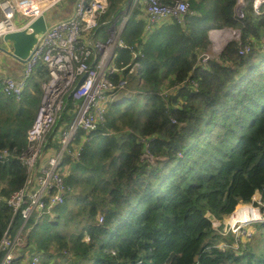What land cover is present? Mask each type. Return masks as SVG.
Masks as SVG:
<instances>
[{"label": "trees", "instance_id": "obj_1", "mask_svg": "<svg viewBox=\"0 0 264 264\" xmlns=\"http://www.w3.org/2000/svg\"><path fill=\"white\" fill-rule=\"evenodd\" d=\"M187 1L183 24L170 20L148 33L132 13L121 36L132 50L119 49V73H108L114 84L127 81L132 98L112 102L80 159L64 160L72 192L54 218L36 225L32 219L24 229L33 228L26 236L30 254L41 257L53 248L69 256V264H264V242L241 254L222 250L224 238L211 223L257 192L264 202V7L258 15L254 0H245L240 19L238 0ZM124 5L109 0L103 20L122 19ZM213 30L240 37L219 57L199 63ZM246 47L250 52L240 54ZM37 73L48 77L44 65ZM31 87L16 101L0 82V153L11 154L0 162L5 199L28 180L17 158L27 149L42 100L41 83ZM75 109L68 97L58 128L71 126ZM23 222L0 203V239L7 231L14 237ZM71 223L74 232L67 235Z\"/></svg>", "mask_w": 264, "mask_h": 264}, {"label": "built area", "instance_id": "obj_2", "mask_svg": "<svg viewBox=\"0 0 264 264\" xmlns=\"http://www.w3.org/2000/svg\"><path fill=\"white\" fill-rule=\"evenodd\" d=\"M62 1L64 0H0V42H3L7 34L28 29L33 22L45 17L51 8ZM125 1L124 14L127 15H123L120 23L113 22L108 29L106 41L89 40L83 43L85 36L93 34L100 27L102 17L109 9V1L76 0L72 15L48 26L27 61L18 62L10 46L3 52L22 65V78L5 76L0 79L7 97L21 101L29 80L40 65L46 67L48 77L42 87L39 110L27 131V149L17 158L26 169L28 180L22 189L14 192L8 199L0 196V203H7L24 221L14 237L7 231L0 239V264H42L38 254L22 259L17 257L22 248L23 236L30 230L25 233L24 229L32 219L36 225L45 217L54 218V210L65 204L72 189L65 181L70 165H63L64 160L67 157L71 162L80 159L82 149L90 141L91 134L105 125L109 105L121 92H129L126 88L127 81L121 80L114 84L108 77L109 72L119 73L115 66L117 51L129 48L122 40V32L142 0ZM143 4L147 33L170 20L183 24L189 12L187 0H144ZM263 7L264 0H254V10L258 15ZM244 9L245 0H238V18L244 17ZM221 32L222 30H213L210 33L213 44V36ZM211 47L199 56V63L206 64L213 59ZM248 52L250 47L243 49L240 54ZM137 57L138 54L133 52V58ZM138 67L135 63L131 67V73ZM160 96L166 97L167 91ZM68 97H72L76 103L75 118L69 128H58ZM57 130H60L58 135ZM141 142L148 149L147 141L141 139ZM55 143L59 149L52 147ZM10 156L9 151H2L0 162L6 161ZM102 221L100 217L99 222ZM211 223L214 231L224 238L220 248L241 254L245 244L253 239L254 229L264 224L262 194L255 193L251 202L238 205L223 220L211 217ZM85 241H90L89 237Z\"/></svg>", "mask_w": 264, "mask_h": 264}, {"label": "crops", "instance_id": "obj_3", "mask_svg": "<svg viewBox=\"0 0 264 264\" xmlns=\"http://www.w3.org/2000/svg\"><path fill=\"white\" fill-rule=\"evenodd\" d=\"M143 1L144 0H142L141 3H139V5H138L139 7H137V9H136V14H137L136 18L139 21H143L144 24L146 25V12H145V7L143 4ZM75 2H76V0H64L60 4L51 8V9H54L55 12L49 14L50 18L48 20H47V16H46L48 12L45 14V18H46V21L48 23V26H50L51 24L55 23L58 20H62L64 18L70 17L73 13ZM123 14H124V10H123ZM103 17L101 19L100 27L93 34L85 36L83 43H85L89 40L90 41H106V39L108 38L109 27L113 24V22L117 21L116 23H120V21L122 20L120 18H115V20L114 21L112 20L113 22L111 21V23L109 24V21L103 20ZM210 40H211V37H210ZM5 76L13 77L15 79L22 78V65H20L19 63L15 62V61H12L7 56L5 58H0V79L2 77H5ZM45 81L46 80H44V79L42 80L40 78V76L36 70L34 75L32 76V78L28 82V85L30 84V91H32L31 83L39 82V83H41V90L43 92L42 87H43V84ZM32 93H34V92H32ZM19 253H21L20 257H18L19 259H22L25 256L27 257V256L31 255L29 251L26 252V251L22 250V248L20 249ZM32 254H34V253H32Z\"/></svg>", "mask_w": 264, "mask_h": 264}, {"label": "rangeland", "instance_id": "obj_4", "mask_svg": "<svg viewBox=\"0 0 264 264\" xmlns=\"http://www.w3.org/2000/svg\"><path fill=\"white\" fill-rule=\"evenodd\" d=\"M139 7V6H138ZM55 12L54 9H51L50 11H48L47 13V20L50 18L49 14ZM124 15H127V14H124ZM211 37V36H210ZM213 40H214V44L211 42V45L210 47L212 48L210 53L212 54L213 58H217L219 57V55L221 54V52L223 51L225 45L227 43H229L230 41L232 40H238L239 39V33L237 31H233V30H222L221 33L217 34V36H213ZM8 48V46L3 43V42H0V58H5L6 56L3 54L4 51H6V49ZM214 49V50H213ZM10 58V57H9ZM11 59V58H10ZM12 60V59H11ZM13 61V60H12ZM43 94V92H42ZM132 95L133 94H130L128 93L127 91H123L121 92L115 99V101L117 100H122L124 99L125 97H128V98H132ZM125 96V97H124ZM60 133V130H57V133L56 135H58ZM52 147H54V144H52ZM71 207H73V205H71ZM75 209H77L76 207H74ZM46 219H51L50 217H45L43 218L41 221H43V223H45L47 220ZM228 219V218H227ZM229 220V219H228ZM74 223H71L70 224V227L68 229V232L67 235H70L71 233L74 232ZM33 228H31L26 236L30 233V231L32 230ZM257 229V231H256ZM255 234L256 236L254 235V238L251 242H248L246 243L245 245H250L251 247H256L259 249V246L263 244L264 240H263V237H264V229H261L260 226H257L255 229ZM257 232V233H256ZM26 236L24 235L23 236V240H22V250L24 251H29L25 248L26 244H27V240H26ZM232 243V241H230ZM35 252V251H33ZM20 254L19 253L17 255V257H20ZM38 254V253H37ZM32 255V254H31ZM40 255V254H39ZM70 257L69 256H66V258H63V257H60L58 255V252H56V250H54L53 248L50 249L49 251V254H44V253H41V261H42V264H69L68 261ZM92 264V263H91Z\"/></svg>", "mask_w": 264, "mask_h": 264}, {"label": "water", "instance_id": "obj_5", "mask_svg": "<svg viewBox=\"0 0 264 264\" xmlns=\"http://www.w3.org/2000/svg\"><path fill=\"white\" fill-rule=\"evenodd\" d=\"M47 28L46 18L42 16L33 22L28 29L5 35L3 43L12 48L13 56L18 62L24 63L36 49Z\"/></svg>", "mask_w": 264, "mask_h": 264}]
</instances>
